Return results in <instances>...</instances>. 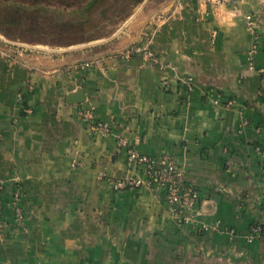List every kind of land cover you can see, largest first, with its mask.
Segmentation results:
<instances>
[{
  "label": "crops",
  "instance_id": "0c3cea01",
  "mask_svg": "<svg viewBox=\"0 0 264 264\" xmlns=\"http://www.w3.org/2000/svg\"><path fill=\"white\" fill-rule=\"evenodd\" d=\"M156 10L90 66L83 46L0 45V264H264V238H248L264 227V0H166ZM133 42L161 63L117 57ZM79 88L85 101L69 104ZM82 107L111 120V132L92 133ZM122 138L184 167L198 195L190 220L161 189L99 178L143 176Z\"/></svg>",
  "mask_w": 264,
  "mask_h": 264
},
{
  "label": "built area",
  "instance_id": "2783aa9c",
  "mask_svg": "<svg viewBox=\"0 0 264 264\" xmlns=\"http://www.w3.org/2000/svg\"><path fill=\"white\" fill-rule=\"evenodd\" d=\"M247 27L251 33L254 42L253 49H257V40L259 39V28L254 16L247 14ZM142 52L145 61L160 64L161 61L153 52L149 44L136 42L129 45L125 50L116 53L117 57L129 59L133 54ZM93 62H87L84 65L90 66ZM261 95L264 98V67L262 68ZM81 115L88 121L89 130L92 133H110L112 130L111 120H98L94 116L91 107H82ZM120 144L127 147L128 161L136 167L143 170V176H129L125 178H114L108 176L106 172H100L99 178L107 180L115 190L127 188H137L143 185L161 189L165 200L170 204L172 210L182 221L190 220L193 217V211L196 208L198 195L193 185L187 181L184 167L178 163L175 158L169 154L161 156H151L141 153L134 146H129L125 138L120 139ZM262 182L264 184V165L262 167ZM5 189V181L0 179V212L2 210L1 192ZM21 191L15 193L13 205L15 209V218L17 222L24 219V211L19 202ZM5 229L4 223L0 221V233ZM256 237L264 238V232L260 225H254L248 233V238L253 240Z\"/></svg>",
  "mask_w": 264,
  "mask_h": 264
},
{
  "label": "rangeland",
  "instance_id": "374dc122",
  "mask_svg": "<svg viewBox=\"0 0 264 264\" xmlns=\"http://www.w3.org/2000/svg\"><path fill=\"white\" fill-rule=\"evenodd\" d=\"M32 1L34 0H0V45L31 46L33 48L35 46L38 48L44 46L43 48L54 51L70 48V52L75 46H83V50L78 49L80 47H77L75 50H79L78 53L84 51L87 56L93 55L86 61L95 62L103 57L104 54H107L106 51L109 50L114 41H118L120 37L127 35L129 31L131 32L132 29L130 28L133 22H137L139 18L149 14V23V21H153L162 14L156 9L166 0H142L131 8L127 16L121 19H114L112 21L101 19L99 27L93 29L95 30L93 33L96 35V38L82 42L80 41L82 38L88 36V33L81 31L77 35H74L72 32L61 33L58 24L53 22L52 17L46 11L32 10V6L30 5ZM41 1L60 6L63 2L73 4L81 0ZM10 2H15L16 5H12ZM28 5L31 7L28 8ZM197 264H205V262L199 259Z\"/></svg>",
  "mask_w": 264,
  "mask_h": 264
},
{
  "label": "trees",
  "instance_id": "16d2710c",
  "mask_svg": "<svg viewBox=\"0 0 264 264\" xmlns=\"http://www.w3.org/2000/svg\"><path fill=\"white\" fill-rule=\"evenodd\" d=\"M141 1L81 0L73 4L63 2L60 6H57L49 2L45 3L41 0H34L30 5L32 6V10L46 11L52 17L53 22L58 24L61 33L72 32L74 35H77L79 31L88 33L89 35L80 41L82 42L96 38V35L93 33L95 30L93 29L99 27L101 19H104V21L121 19L127 16L131 8ZM10 3L16 5L15 2ZM30 5L27 7L30 8ZM261 227L264 232V227Z\"/></svg>",
  "mask_w": 264,
  "mask_h": 264
},
{
  "label": "water",
  "instance_id": "95a60500",
  "mask_svg": "<svg viewBox=\"0 0 264 264\" xmlns=\"http://www.w3.org/2000/svg\"><path fill=\"white\" fill-rule=\"evenodd\" d=\"M85 99H86V94H85L84 89H82V88H79L74 92H71L67 96V102L69 104H80V103L84 102Z\"/></svg>",
  "mask_w": 264,
  "mask_h": 264
}]
</instances>
